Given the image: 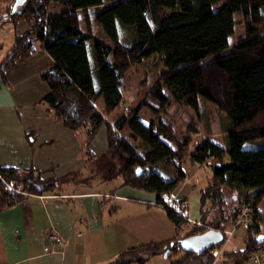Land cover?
Instances as JSON below:
<instances>
[{"label":"trees","instance_id":"1","mask_svg":"<svg viewBox=\"0 0 264 264\" xmlns=\"http://www.w3.org/2000/svg\"><path fill=\"white\" fill-rule=\"evenodd\" d=\"M13 2L7 3L0 25L19 19L28 21L30 29L15 37L0 62V73L29 57L35 43L41 42L53 60L40 72L49 87L42 102L66 129L83 135L85 146L101 126L106 127L105 154L116 163L109 177L120 176L123 185L155 194L178 230L189 223L187 211L180 201L168 204L166 197L185 178L183 164L210 168L207 184L200 189L206 228L201 225L171 240L127 248L108 264H146L151 256L164 254L173 240L227 227L242 210L240 202L225 201L226 193L232 191L245 194L243 205L251 209L247 244L242 251L224 252L223 262H247L249 252L264 245V239L258 240L264 232L257 221L264 196V141L251 143L264 139V0H25L12 10ZM236 11L246 18V34L230 43ZM92 19L99 23L101 34L95 33ZM121 27L133 30L129 44L120 40ZM152 54L164 62L149 87L151 101L144 99L152 118L144 123L136 108L132 115L121 113L110 122L105 116L123 101L126 72ZM99 97L104 113L95 105ZM200 97L216 105L227 119L225 146L210 132L192 141L199 133L194 122L179 135L160 117L172 101L197 110ZM125 128L128 136L121 134ZM136 141L146 152L139 150ZM0 175L1 210L20 202L25 194L51 192L76 174L74 178L44 176L32 168L0 167ZM175 250L182 254L176 257ZM166 257H170L168 264L212 261L207 251L197 254L179 246Z\"/></svg>","mask_w":264,"mask_h":264},{"label":"crops","instance_id":"2","mask_svg":"<svg viewBox=\"0 0 264 264\" xmlns=\"http://www.w3.org/2000/svg\"><path fill=\"white\" fill-rule=\"evenodd\" d=\"M29 29L28 21L19 19L0 25V62L15 37ZM52 62L36 42L29 57L0 73V167L32 168L51 176L72 160H82L79 146L69 149L68 143L70 139L76 144L79 135L66 129L41 100L49 87L40 72ZM91 154H96L94 149ZM182 168L185 178L166 202L173 206L180 201L187 221L200 220V189L209 176L196 187L190 177L201 166L186 162ZM118 177L101 179V183L114 180L103 189L98 185L77 189L81 182L66 181L45 194H25L20 202L1 209L0 264H108L127 248L171 240L179 232L184 235L182 229L189 223L177 230L155 194L125 186ZM263 201L264 196L258 204L262 217ZM50 230L63 240L54 253L44 252V235ZM231 246L226 251L239 248L235 242Z\"/></svg>","mask_w":264,"mask_h":264},{"label":"rangeland","instance_id":"3","mask_svg":"<svg viewBox=\"0 0 264 264\" xmlns=\"http://www.w3.org/2000/svg\"><path fill=\"white\" fill-rule=\"evenodd\" d=\"M10 2V0H0V19L4 16L6 11V5ZM221 1L217 2L214 7H218L221 5ZM235 20L234 31L230 36V43L237 41L240 37L246 34V18L244 17L243 13L240 11H236L233 14ZM29 23V22H28ZM93 29L96 34H101L100 25L98 22L92 19L91 21ZM120 40L125 43L129 44L133 40V30L129 27H121L120 30ZM164 69V62L161 57L157 54H152L149 57H145L140 63L132 65L128 71L126 72L123 83H122V91H123V101L117 107V109L109 114H106V119L110 122H114V120L121 114L127 113L131 114L134 112L136 108L137 110V117L140 118L144 123H148L149 120L152 118V114L150 111L147 110L145 106L144 99H148V90L151 86L152 82L157 78V75ZM151 101V100H150ZM95 105L97 108L104 113V101L102 97H99L95 101ZM226 116V115H225ZM161 118L170 122L172 126L176 129V132L180 135L181 133H185L186 128L189 123L194 122V124L198 127L199 133L194 136L192 141H198L202 139L207 133L210 132L213 136L212 138L220 145L225 146V132L228 129V121L227 119L218 111L216 105L209 102L208 100L200 97L199 98V107L197 110L183 104L171 102L170 106L161 113ZM122 135L128 136L127 129H123L121 131ZM83 135L80 139V136H77L76 144L74 141L69 139V149H77L78 146L80 148L81 154V161L76 158V161L72 160L70 164H66L62 168H60V174H56L55 176H67L73 177L75 175L74 181H79L81 183L76 185L77 189H87L89 187L92 188H105L108 187L110 183H113L114 180L110 179L109 182L101 183V179L107 178L114 170H116V163L112 161L108 155L103 152V150L107 148V138H106V127L101 126L94 139L88 146L82 144ZM264 139H257L252 141L251 143H262ZM65 142V141H64ZM66 143V142H65ZM134 144L139 148L141 152H146L144 146L141 144L140 141L134 142ZM249 145V143H247ZM94 149L96 154L92 155L91 150ZM90 150V151H89ZM77 157V156H76ZM92 160L88 162V160ZM81 163V164H80ZM72 172V173H71ZM79 172V174H77ZM211 172L210 168L206 165L201 166V168L197 169V175L190 177L192 181L196 182V187H200L201 184L206 183V176L210 177ZM74 178V177H73ZM72 178V179H73ZM122 178V177H121ZM118 177L117 179H121ZM77 183V182H75ZM95 185H98L95 187ZM61 186V185H60ZM59 186V187H60ZM8 188H13L12 185L8 186ZM229 197H226V202L233 201L236 205L240 202V209H243V203L246 201V195L241 194L237 195V193L227 192L226 193ZM239 198V200H238ZM226 206H229L226 204ZM262 211L264 213V201L261 205ZM249 220V218L247 219ZM257 221L260 224V231L264 232V217L258 215ZM189 222V221H188ZM198 223V224H197ZM246 223H244L243 219L238 221L234 220L232 224H229L227 227L218 229L222 232L223 239L220 243L216 245H220L222 247L221 256L218 257L213 256L208 250L207 252L211 255L212 261L210 264H222L223 262V253L226 252V249H232L231 243L235 242L238 250L242 251L243 248L246 246L245 237H246ZM188 226H182V232L184 233H191L193 229L198 228L199 226H204L206 228L208 223L203 222L200 220H190ZM210 227V226H209ZM51 232H55L54 230L48 231L46 234ZM229 233L231 235H229ZM44 235V241L47 245L45 247H49V251L46 253H54L59 251V248L63 246V240L60 238L62 244L59 247L54 249L53 243L46 239L47 235ZM180 232L178 233L179 237ZM181 235V234H180ZM183 236V235H182ZM178 240V239H177ZM175 241V240H173ZM262 247L259 245L258 247L254 248L253 250ZM53 249V251H51ZM251 250V251H253ZM250 251V252H251ZM45 252V251H44ZM175 250L173 254L176 257H179L182 253H176ZM249 252V254H250ZM248 254V256H249ZM158 255L151 256L150 259L147 260L146 264H168L170 261V257L164 259L163 257H156ZM215 258V260H214ZM173 259V258H172ZM247 257V262H248ZM158 260V261H156Z\"/></svg>","mask_w":264,"mask_h":264},{"label":"water","instance_id":"4","mask_svg":"<svg viewBox=\"0 0 264 264\" xmlns=\"http://www.w3.org/2000/svg\"><path fill=\"white\" fill-rule=\"evenodd\" d=\"M25 0H14L12 4V10H15L18 6L22 5ZM222 232L218 229L210 228L202 233L190 235L178 240L172 241L168 247L165 248V257L177 246L183 251H192L197 254H201L207 251L210 247L220 243L222 241ZM264 239V235H259L258 240L261 242Z\"/></svg>","mask_w":264,"mask_h":264},{"label":"built area","instance_id":"5","mask_svg":"<svg viewBox=\"0 0 264 264\" xmlns=\"http://www.w3.org/2000/svg\"><path fill=\"white\" fill-rule=\"evenodd\" d=\"M251 209L249 205H245L243 207V209L240 211L239 215L237 216L236 220L238 219V221L240 219L244 220V223L247 222L249 215H250ZM198 224V223H197ZM46 239L48 241H51L53 243V247L54 249L56 247L61 246L62 242L59 239V236L57 234H55L54 232H51L49 234H46ZM229 235H231L229 233ZM262 247H259L253 251L250 252L249 256H248V264H264V245H261ZM56 250V249H55ZM45 252L49 251V247H45L44 248ZM53 251V249L51 250ZM209 253H211L213 256L218 257L219 255L221 256V252H222V247H220V245H214L212 246V248H210L208 250ZM215 260V258H214ZM215 264V262L213 263Z\"/></svg>","mask_w":264,"mask_h":264}]
</instances>
